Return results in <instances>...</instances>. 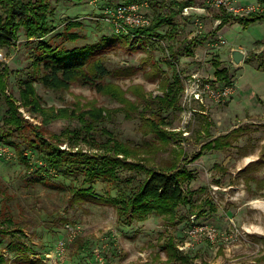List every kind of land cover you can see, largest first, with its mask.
Returning a JSON list of instances; mask_svg holds the SVG:
<instances>
[{
	"label": "rangeland",
	"instance_id": "obj_1",
	"mask_svg": "<svg viewBox=\"0 0 264 264\" xmlns=\"http://www.w3.org/2000/svg\"><path fill=\"white\" fill-rule=\"evenodd\" d=\"M48 1L52 5L48 18L54 28L45 37H51L53 45L66 47L97 43L96 55L108 69L127 67L131 71L105 78L123 89L139 85L145 94L160 95L159 84L171 81L172 67L178 71L183 84L192 72H197L199 77L213 76L212 61L215 59L220 67L228 69L233 89L225 99H207L203 103L186 100L181 91L180 109L169 108L163 112L170 122L168 127L180 130L181 138L170 140L155 160L159 164L167 163L174 157L172 148L182 149L184 167L189 174L182 182L189 200L176 208L174 223L157 213H150L143 220L121 223L113 205L91 198L78 201L71 198L70 186L88 185L82 183L81 172L64 174L46 168L41 155L33 149L24 150L29 158L27 167L18 159L15 147L0 140V148L4 150L0 154V211L15 221L13 232L6 234L0 244L7 264L256 263L264 255L261 239L264 237V18L243 25L229 16L215 31L216 15L222 12L211 8L198 10V6L205 5V0H192L189 5L193 7L188 8V13L181 9L172 18L176 25L172 36L163 34L169 29L168 24H163L158 29L162 36L153 40L129 34L124 37L106 23L102 7L121 0ZM237 1L249 6L257 0ZM146 2L144 10L150 18L176 7L173 0ZM74 19L79 24L71 31H77L79 37L69 41L59 33L68 20ZM35 42L27 40L20 31L15 44L0 46V70L4 66L9 69L7 90L15 97L18 96L17 76L31 77L30 61ZM231 48L244 53L238 64L231 62ZM168 51L177 54L172 65L166 62ZM34 85L46 106L71 109L94 104L110 109L108 116L96 123L99 140L105 137L100 133L103 128L131 146L158 143L137 113L126 116L119 102L89 85L73 82L65 90L46 88L37 80ZM126 95L136 100L141 108L142 102L137 95L131 90ZM4 110L0 94V123ZM31 119L51 140L64 128L80 125L75 118H57L46 123L39 117ZM235 127L240 130L230 136L227 146L203 150L198 157L192 158L204 142ZM19 139L14 138L15 141ZM68 146L67 141L60 144L62 148ZM78 147L87 148L83 142ZM39 173L48 175L46 184L35 180ZM141 177L142 174L136 175L132 184ZM92 186L98 195L107 191L116 193L113 185L102 180H96ZM193 223L213 227L214 239L198 232L189 233ZM169 235L187 256V261L166 259L161 243ZM14 244H23L27 250L16 253L11 249ZM263 262L264 259L260 263Z\"/></svg>",
	"mask_w": 264,
	"mask_h": 264
},
{
	"label": "trees",
	"instance_id": "obj_2",
	"mask_svg": "<svg viewBox=\"0 0 264 264\" xmlns=\"http://www.w3.org/2000/svg\"><path fill=\"white\" fill-rule=\"evenodd\" d=\"M257 1L263 2L264 0ZM173 2L176 3L175 8L152 16L148 25L135 28L134 32L146 36H162L158 29L163 24H168L169 29L163 34L171 37L172 32L176 30L172 18L192 0H173ZM51 6L48 0H0V46L15 44L20 31L27 40H36L30 61L31 77L17 76V97L7 90L9 69L4 66L0 70V94L5 103L0 123V140L13 145L18 159L27 167H29V158L24 150L33 149L41 155L46 168L59 170L64 174L73 171L81 172L82 183L88 185L86 187L70 186L71 198L76 201L91 198L113 205L118 221L121 223L143 220L150 213H157L170 223H174L177 217L176 208L179 204L189 200L182 188L183 178L189 175L184 167V152L182 149L172 148L175 153L174 157L164 164H159L155 159L157 153L164 149L170 140L181 138V131L169 128L170 122L163 114L164 110L169 108L180 109L179 97L182 83L178 71L172 67L171 81L164 80L159 84L160 95L145 94L139 85L123 89L118 83L105 80L109 75L129 74L131 71L127 67L108 69L102 58L96 55L99 48L97 43H86L73 47L53 45L50 42L51 37H45L54 28L48 18L49 13L52 12ZM229 16L233 15L226 12L217 14L216 18L218 17L220 21L214 30H218ZM233 17L246 25L256 19L264 18V13L251 11L246 15ZM78 24L75 19L68 20L59 33L60 36H64V39L69 41L76 40L79 34L71 29ZM123 36L128 37V34H123ZM168 56L169 59H166V62L172 65L173 58L177 54L171 51ZM212 63L216 78L223 84L231 82L228 69L220 67L218 59L213 60ZM35 80L42 86L53 90H65L73 82L91 86L95 91L119 102V108L126 116H131L133 112L137 113L145 120L147 130L152 133L158 143L131 146L116 139L103 128H100V133L105 137L99 140L96 123L104 120L110 113V109L94 104H87L86 107L75 106L71 109L43 105L41 96L34 85ZM128 90L137 95L142 102L141 108L136 100L126 95ZM76 103L79 102L76 101ZM25 112L28 113V117L25 116ZM33 117H39L44 123L57 118H75L80 125L64 128L62 132L54 135V140H51L42 134L39 126L31 119ZM239 130V127L232 128L204 142L192 158L198 157L203 150L224 148L229 144L230 136L235 135ZM15 137L21 139L15 141ZM64 141L69 142L67 148L60 147ZM80 142L85 143L87 148L78 147ZM141 174L142 177L132 184L136 175ZM48 179V175L40 173L35 176V180L44 184L48 182ZM96 180L113 185L116 193L111 194L109 191L104 195L94 193L92 184ZM207 204L213 208L209 202ZM197 214L199 215V212ZM14 225L13 218L4 216L0 211V244L6 234L13 232ZM261 239L264 248V237L262 236ZM161 248L167 260L187 261V256L181 253L172 236L169 235L161 243ZM11 249L17 251L16 253L25 252L27 246L14 244ZM263 259L264 255L259 257L254 264H264V262L260 263ZM35 260L41 262V259ZM0 264H7V258L1 252Z\"/></svg>",
	"mask_w": 264,
	"mask_h": 264
},
{
	"label": "built area",
	"instance_id": "obj_3",
	"mask_svg": "<svg viewBox=\"0 0 264 264\" xmlns=\"http://www.w3.org/2000/svg\"><path fill=\"white\" fill-rule=\"evenodd\" d=\"M147 4L146 0L119 1L115 4L104 5L101 13L103 14V19L110 25L115 33L129 34L132 37L145 36L148 39L154 40L156 36H146L144 34L134 32L135 28L146 26L150 23L151 18L144 10V7H146ZM257 6L259 7L258 10L256 9ZM192 7V5H186L182 8V10L188 13V8L191 9ZM206 8L220 10L221 12L230 13L233 16H241L246 15L251 11L264 13V1H255L251 5L247 6L239 3L237 0H205L204 6L197 7V9L201 11H205ZM216 20H218L219 23L220 19L218 17ZM232 89V82L223 84L216 78L215 75L208 78L199 77L197 72L189 73L182 84L184 98L188 101L194 100L200 103H203L207 99L215 101L225 99L231 95ZM25 116L28 117V115ZM3 151L4 150L0 148V154H2ZM190 232H198L210 240H213L215 237L214 228L204 224H190L189 233Z\"/></svg>",
	"mask_w": 264,
	"mask_h": 264
},
{
	"label": "water",
	"instance_id": "obj_4",
	"mask_svg": "<svg viewBox=\"0 0 264 264\" xmlns=\"http://www.w3.org/2000/svg\"><path fill=\"white\" fill-rule=\"evenodd\" d=\"M230 56H231V62L233 64H238L242 60L244 53L242 50L238 48H231Z\"/></svg>",
	"mask_w": 264,
	"mask_h": 264
},
{
	"label": "crops",
	"instance_id": "obj_5",
	"mask_svg": "<svg viewBox=\"0 0 264 264\" xmlns=\"http://www.w3.org/2000/svg\"><path fill=\"white\" fill-rule=\"evenodd\" d=\"M148 3V2H147ZM144 9H145V7H144Z\"/></svg>",
	"mask_w": 264,
	"mask_h": 264
}]
</instances>
